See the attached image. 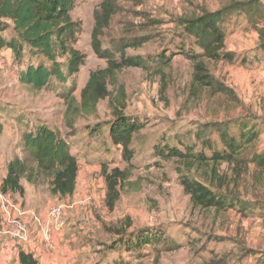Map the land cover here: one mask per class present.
I'll use <instances>...</instances> for the list:
<instances>
[{"label":"rangeland","instance_id":"1","mask_svg":"<svg viewBox=\"0 0 264 264\" xmlns=\"http://www.w3.org/2000/svg\"><path fill=\"white\" fill-rule=\"evenodd\" d=\"M103 1L74 3L71 17L82 25L76 48L85 57L74 79L64 84L54 81L48 88L33 90L16 82L19 69L13 58H8L11 65L7 67V57L0 55V123L6 128L0 140V171L12 159L26 157L21 139L24 130L46 125L66 141L71 155L77 159L78 175L73 195L66 203L57 202L74 211L83 225L82 246L89 247L88 258L85 261L79 258L77 264H255L264 254V179L253 189L254 167L249 166L248 173L233 179L230 168L222 165L220 175L225 179L221 184L208 181L201 169L155 157L152 150L153 146L163 144L181 150L184 146L200 150L201 143L195 138L197 130L206 131L203 139L220 148L212 125L222 126L233 137L245 127L257 126L261 134L254 143V151L264 150V97L257 100L263 85L257 76L245 74L253 68L245 65L250 53H260L254 48L253 36L246 29L248 25L244 19L234 17L222 25L227 43L239 38V43L233 44L239 47L231 50L233 63L204 59L210 75L232 90L235 100L209 89L193 93L190 88L193 67L185 53L201 50L193 38L184 34L181 21L197 18L202 9L213 10L230 0H121L117 14L99 38L101 48L115 51L121 42L146 37V44L125 53L144 58L160 54L169 57L168 65L163 68V80L153 68L123 69L116 74V82L108 85L111 97L98 102L95 114L73 119V127L68 128L66 89L74 80L73 97L78 102L89 74L106 67V61L98 58L91 48L93 15ZM2 36L8 39L10 33L6 31ZM225 50L229 51L228 45ZM260 59H263L261 55ZM28 63L25 57L22 66ZM255 66L264 72L263 61ZM251 81L254 88L249 93L246 86ZM121 106L125 116L143 125L131 143L130 161L124 160L121 149L107 140L112 110ZM98 125L102 128L96 131ZM104 167L108 174L116 170L125 177L124 181L117 179V198L112 209L107 206ZM28 168L20 183L30 202L40 204L42 198H48L51 205L57 204L53 201L60 197L50 194L49 178L36 175L31 164ZM182 178L202 182L216 194L224 195L227 204L238 200L250 210L243 216L236 209L216 212L194 207L183 192ZM88 199L85 208L77 210V202ZM255 202L258 204L252 206ZM258 205L263 209L259 210ZM117 231L122 238L116 235ZM137 231H159L165 245L146 246L137 254L116 246L118 241Z\"/></svg>","mask_w":264,"mask_h":264},{"label":"trees","instance_id":"2","mask_svg":"<svg viewBox=\"0 0 264 264\" xmlns=\"http://www.w3.org/2000/svg\"><path fill=\"white\" fill-rule=\"evenodd\" d=\"M75 1L0 0V51H11L13 61L19 68L20 84L33 90L48 88L54 81L64 84L70 78L74 79L83 67L85 57L76 48L82 25L71 17ZM120 1L104 0L94 12L91 48L98 58L106 61V67L89 74L85 86L80 91L78 102L73 97L76 90L74 80L66 89L64 101L67 106L65 114L68 128L73 127V119L95 114L98 102L111 97L108 85L116 82V74L123 69L137 68L148 71L153 68L156 75L163 80V68L168 65L169 57L160 54L156 57L144 58L139 55L127 56L125 53L127 49H137L146 44V37L121 42L115 51L101 48L99 38L108 28L113 16L117 14ZM232 11H243L247 16L251 15L250 19L255 24L264 21V8L260 0L230 1L215 12L202 9L197 18L181 21L184 34L193 38L195 45L201 50L200 53H185L186 59L193 67L190 84L193 93H197L200 89H209L213 93H222L235 100L234 92L218 83L210 75L204 63V59L213 62L235 61L234 53L225 50V34L222 29V25L230 20ZM6 31L10 33L8 39L2 36ZM257 32L259 36L257 50L264 54V27L257 29ZM25 57L30 63L22 66ZM33 60L35 64H32ZM162 90H165L164 86ZM107 126V140L121 149L124 160L130 161L133 157L130 146L134 136L143 130L142 123L125 116L121 106V108H113L112 119ZM101 128L98 125L95 130L99 131ZM210 128L217 133L220 148L215 143L203 139L206 131L197 130L195 138L201 143L200 150L194 151V148L187 146L181 150L165 144L155 145L152 149L153 156L165 161H176L190 169H201L208 181L216 180L221 184L225 179L220 175L222 165L230 168L233 179L244 176L249 172V166H253V189L260 186V182L264 179V150L254 151V143L261 134L260 128L245 127L240 130L237 137L227 134L225 128L220 125H212ZM2 132L3 125L0 123V135ZM21 139L26 157L24 159L16 157L7 164L6 176L0 184V193L23 198L24 188L20 181L28 172V164H31V169L36 175L49 178L51 195L61 198L72 196L76 188L78 163L76 157L71 155L66 141L46 125H38L30 131L24 130ZM102 173L108 190L107 206L112 209L117 198L115 191L117 179L124 181L125 177L116 170L108 174L105 167ZM181 186L194 207L213 209L216 212L236 209L243 216L250 210L246 203L238 200L227 204L224 195L216 194L202 182L182 178ZM255 204L258 203L255 202L252 206ZM257 207L259 210L263 209L261 205ZM116 235L122 238L120 231H117ZM117 243L116 246H120L124 251L137 254L146 246L165 245V239L159 231H137ZM260 257L261 259L255 264H264V254ZM18 262L39 264L32 254L23 251L18 254Z\"/></svg>","mask_w":264,"mask_h":264},{"label":"crops","instance_id":"3","mask_svg":"<svg viewBox=\"0 0 264 264\" xmlns=\"http://www.w3.org/2000/svg\"><path fill=\"white\" fill-rule=\"evenodd\" d=\"M230 1H240V0H230ZM229 1V2H230ZM261 5H263L264 8V0H260ZM225 6V5H224ZM223 6H217L216 8L214 7L213 10H209V12H215L219 9H221ZM232 15L230 16L229 19L231 18H241L244 19L246 24L249 26L246 27L248 31H250L251 36H253V44L255 45V49H257V45L259 42V36L257 29H262L264 27V21L259 22V23H253L252 20L250 19V16L245 14L243 11H232ZM229 20H227L226 23H228ZM225 23V24H226ZM223 32L226 37V33L223 29ZM234 32V31H233ZM234 37V36H233ZM9 38V37H8ZM234 43H239V38L233 39V41L229 44L225 41V45H228L229 47V52H232L231 50L235 49V47L239 46H233ZM232 44V45H231ZM253 45V46H254ZM253 48V47H252ZM228 51V50H227ZM260 51V50H258ZM261 53V54H260ZM259 55L254 54V52L250 53V56H248V59L245 62V65L250 64L253 66L250 70L246 71L245 74H248V76L255 75L257 76V81L261 82L263 85V91L262 94L257 97V100L260 101L261 98L264 97V72H261L257 70V67L255 66L257 63L260 61L264 62V54L260 51ZM0 55H3L7 57V67L10 66V61L8 58H13L12 53L10 50H2L0 51ZM260 55L263 59H260ZM244 61V60H243ZM242 61V62H243ZM12 62V61H11ZM1 65V62H0ZM17 69H19L17 67ZM18 71L17 70V76H16V82L18 84ZM253 81L249 82V85L247 84L246 89L250 93V91L253 90L254 85H252ZM3 125V123H1ZM6 128L3 127V132L0 135V140L1 137L5 134ZM10 162V161H9ZM8 162V163H9ZM7 163V164H8ZM7 166V165H6ZM6 166L3 168V170L0 171V184L2 180L6 176ZM24 188V187H23ZM11 199V201L24 208V209H30L35 211L43 220L46 219V212L51 206V201L48 198H42L40 204H33L30 202L28 199L27 192L25 194L24 190V197L20 198L17 195H8ZM71 197V196H70ZM70 197H65L61 198L58 200L56 199L53 201V203L59 204L57 201H61L62 203H66L67 199ZM60 202V203H61ZM76 208L77 210H82L85 208L83 204L80 202H77ZM80 208V209H79ZM69 207L65 209V220L67 223L66 229L60 234H55L53 236V244L55 249L53 251L48 250L40 240V233H39V228L36 227L33 223H31L29 218H25V222L28 223V228L29 231L31 232V241L29 243V247L32 248V250H27L24 245H21L18 242L9 240L5 237L0 238V264H19L18 262V254L20 251L30 253L34 256V258L39 262V264H77L79 261V258L82 261H85L88 256V246H82V235L84 234L83 225L80 222V220L77 218V214L74 213V211H69ZM81 219L84 218V215L80 217ZM2 220H3V214H2V209L0 207V227H2Z\"/></svg>","mask_w":264,"mask_h":264},{"label":"built area","instance_id":"4","mask_svg":"<svg viewBox=\"0 0 264 264\" xmlns=\"http://www.w3.org/2000/svg\"><path fill=\"white\" fill-rule=\"evenodd\" d=\"M82 201L81 204L89 202ZM0 207L2 209L3 220L0 227V238L5 237L24 245L27 250H32L29 247L31 241V232L28 228V223L25 218H29L31 223L39 228L40 240L43 245L50 251L55 249L53 244V236L60 235L67 226L65 220V204H53L49 206L46 212V219L43 220L35 211L24 209L14 204L8 195L0 193Z\"/></svg>","mask_w":264,"mask_h":264}]
</instances>
